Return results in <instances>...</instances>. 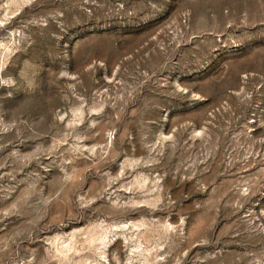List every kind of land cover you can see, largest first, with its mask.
Wrapping results in <instances>:
<instances>
[{"label": "rangeland", "instance_id": "374dc122", "mask_svg": "<svg viewBox=\"0 0 264 264\" xmlns=\"http://www.w3.org/2000/svg\"><path fill=\"white\" fill-rule=\"evenodd\" d=\"M0 264H264V0H0Z\"/></svg>", "mask_w": 264, "mask_h": 264}]
</instances>
